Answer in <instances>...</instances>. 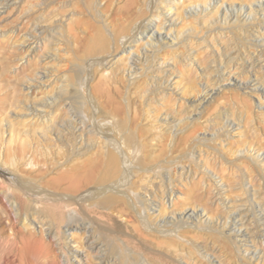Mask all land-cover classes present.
Listing matches in <instances>:
<instances>
[{
  "label": "rangeland",
  "instance_id": "obj_1",
  "mask_svg": "<svg viewBox=\"0 0 264 264\" xmlns=\"http://www.w3.org/2000/svg\"><path fill=\"white\" fill-rule=\"evenodd\" d=\"M127 1L128 0H18L10 7H7L3 12H0V167L4 168L6 174L12 172V174L14 173L21 180L31 181L30 184L38 189L55 193L74 194L77 195V197H79L80 193L83 191L104 184V182L101 181V175L105 171V168L101 165V167L98 166V163L101 164V158L105 160L106 157L104 153H101L102 147H99V141H93L95 144L90 145V142L89 145H87V139H82L79 134H74V132L66 133V137L63 138V140L55 134H53V136H44L41 132H38L39 126L41 125L39 120L31 118V111L26 109V104L27 102L31 104L30 102H32V99H37L40 97L39 95L43 93L47 92L48 94V92L53 91L63 77H68L71 82L69 81L70 90L67 93L69 97L67 100L71 101V103H73L72 106L76 109L74 113H71L68 109L63 110L62 112L67 113V118H73L74 121L82 118L86 120L88 127H97L102 119L99 111L125 106V97L128 94L126 91V78L122 77V79L124 78L123 82L121 80V82L117 84L120 86V93H117L116 89L113 87L114 85L108 82L109 79H107L111 77V68L107 63H103L101 60L102 57H100L110 55L114 52L118 53L121 49L120 47L119 50L116 51L117 46H115V41L111 40L112 35L110 30L107 29H112V25L116 24V27H118V22H120V19L123 20V17H125L124 14H126L128 10L132 13L134 12L132 18L135 16L137 18L136 21L142 18L144 22L142 19L141 22L147 26H153L155 30H157L156 26L159 24L160 19H165L163 16L158 18L152 14L153 11L156 10V7H154L153 4L152 8L148 0H135L136 2L131 5V9L127 8ZM156 1L157 5H163V9L161 8L162 10L169 9L164 3L162 4V0ZM222 1L225 5L235 3L240 6L243 4L247 6L246 10H248L250 9L249 4L255 3L256 0H219V4ZM204 3L205 0H179L177 2V7L170 9L174 17L178 15L177 13L181 12V17L179 21H177L176 27L172 28L173 34H176L179 30L184 31L185 29L186 31L192 24L194 25L199 22L201 25L195 24V26H201L198 27L200 30L199 32L201 34L208 32L207 34H211L214 38L213 40H216V42L211 43L210 40L212 37H209L211 35L205 34V36L209 37H205L206 41H208L207 43H209L208 49L204 45L205 42H201V44L196 43V57L201 61H199V63H201L204 69L210 66L212 59L218 57L216 53L218 47V50L222 51L223 48L225 50L227 46H229L228 51H232L238 44L244 43L248 47L247 59L251 58L253 52L258 53L260 58L264 56L261 55L264 54V45L259 43L264 42H262V40L256 41L252 39L251 33L254 31H248L247 37L241 34L240 30L233 29L229 31L225 28L222 17H220L223 14L224 7L218 5V2L216 5H218L219 8H215L216 12L213 10L210 15L200 17L199 19H196L197 15L187 17L191 13V10H195L197 4L203 6ZM255 7L258 8L257 5H255ZM149 9L152 11L149 12ZM217 13L220 14L219 17ZM185 16L186 18L182 19ZM205 18L207 20L211 18L215 23L211 22V26H209ZM253 21H255V18L246 23L256 28L258 22ZM40 22L45 24L47 28L60 29L62 39H60V43L57 44L58 46L53 47L52 45L46 44L44 34L37 35L38 37L36 36L35 38H38L37 40L39 41L34 43L35 50H33L31 54L29 53L30 49H28L30 46L28 47L25 45L24 38L30 36L29 34L32 33L31 31H33L36 26H39ZM186 22L189 23L185 24ZM206 23L208 26H206ZM242 23H244V21H242ZM202 28H204L203 30L205 32ZM99 30H103L105 37H107L105 39L103 36L106 41L105 45L99 41V39L102 38V36L100 37L101 32H99ZM164 30L165 32H163L166 33L167 30L165 28ZM194 30L195 32L198 31H196V29ZM237 31H240V34ZM170 35L172 36L171 33ZM144 37L148 38L146 35H144ZM260 37L264 40V34H261ZM103 38L101 40H103ZM18 40H20V42ZM243 40L246 41L243 42ZM150 41H155V39L150 38L146 45H143L144 42L142 40H138L132 48L123 51L125 48L123 47L122 51L116 55L118 57L124 56L128 62L132 63L134 57H138L137 48L139 45L137 44L142 43L139 52L141 56H144L146 50L150 51V49H148ZM175 41L178 42V38L175 39ZM168 49L172 50L173 48ZM181 50L183 51L181 52ZM183 52L184 48L181 46L176 51L179 56V63L176 67L177 69L175 70L176 73L174 76H176V79H181V86H184L186 91L184 92V96L180 88L174 89L177 90L175 91L176 93L174 92V96L178 101L174 107L169 105L170 107L167 108L165 107L166 105L164 106L160 101L154 102V105L151 104L152 106L148 104L149 107L147 105L144 106L142 101L133 97L134 95L132 92L129 94L132 95L133 100L130 110L131 115H133L136 110L140 111L143 109L142 111H144H141L142 119H140V123L138 122L137 124L138 129L141 131L143 130L142 132L145 134L142 138V148L138 155H140V157L153 156L154 158L152 157V161H156L155 163L150 161L149 164H160L159 167L156 166V169L157 167L158 169L156 172L150 169L149 172L144 171L142 178H138L139 176L134 172H129L127 182L125 181V185L123 186L124 190L126 189L127 196L124 197L125 199L122 200L120 204L117 203L114 205L117 206L116 209H114V206L113 208L111 207L114 209L112 210L110 207L105 208L91 205L90 201L96 198H90V201L85 200L86 198H82V200L80 198V202L83 203V210L86 211V214L88 212L89 216L96 222L101 224L104 223V225L108 224L107 228L108 226H112V229L109 228L115 232H113V235L107 236L106 239L110 241L112 239V242H115L116 245L123 246L122 248L127 251L128 259L131 263L264 264V256L262 259L250 261L252 252H250L249 255H245L247 247H250L251 251L257 247L258 250H261L259 253L264 254V222L261 221V216L256 213V205L254 203L256 201L252 199L254 195L253 190L255 188L258 192L256 193L258 194L257 198L264 204V165L262 167L264 161L258 162L257 166L255 165L256 162L253 156L246 154L250 149V153L256 155L260 152L264 157V96H262V105L258 99L259 96L264 95V89L259 91L251 90L252 92L245 93L243 90H229L225 88L226 90H223L211 100L206 107L201 108L203 112L201 110L200 119L193 120L191 124L189 121L192 119L190 120L189 116H196V110L200 111V109L195 110L193 106H189V100L195 97L197 90L201 91V96L204 95L205 84L208 82L213 84L215 81L213 78L216 76L214 75L212 78L211 75H213V72H211V70L201 71L202 68L200 70L197 66L194 68V70L196 69L195 72H193L194 70L191 71L190 68L188 70V68L183 65V63H185L184 59H182L184 55ZM128 53L131 54L130 58L127 57L129 56ZM45 54L52 55L45 58ZM198 54L200 55L199 57ZM246 58L243 60H246ZM171 61L169 62L172 64L173 61ZM236 68L237 70L235 69L234 71L237 72V74L240 73L239 68L241 67ZM258 68L259 67H257V71L256 68L254 71L260 73V69ZM46 71H51L48 78H42V80L46 81H44L46 84L44 83L43 86H38L42 82L40 80L41 78L38 76ZM243 71H245V67L241 73H243ZM241 78L246 80L249 77L244 74ZM174 84L173 87L175 86ZM29 85H31V90H29L27 94ZM98 88L103 91H99ZM129 95H127V97ZM29 97L30 101L27 100ZM19 99L21 102H17ZM165 111L171 115L174 114L177 118L183 119L180 128L185 129V133L191 131V139L189 144L187 143L188 146L184 144L183 146L181 145L182 148L179 147L178 139L184 132L174 137L173 130L166 125ZM178 111L181 112L179 113ZM225 111L229 112L233 118L241 120V126L233 130L230 137H226L224 134H222V136H219V134L212 135L209 132L210 128L212 129L211 132H217L223 129L225 123H223L224 120L221 118ZM71 114L74 115L71 116ZM26 119L27 121H25ZM184 121L188 124H185ZM167 122L170 123L169 120H167ZM186 129H188V131ZM192 131L194 132L192 133ZM12 134L14 137L11 136ZM99 136L97 135L98 138ZM204 136L205 140L207 137L211 138L209 140L207 139L208 141H204V143L201 141L199 142L198 140ZM11 138L14 140L12 141ZM167 141L169 143H167ZM184 146L186 147L184 148ZM77 147L78 150H82L81 153L77 152ZM193 148L195 150L202 148L203 154L197 153L196 155L194 154L188 157L182 155L186 152H193ZM231 148L233 151L235 149L237 153L233 155L230 151ZM117 150L119 153L121 152L126 160L125 151L123 149ZM159 157L160 159H158ZM157 160H162V163ZM163 160L166 165L163 164ZM12 161H14L13 163H15V165ZM103 163L102 161V164ZM248 168L249 172L252 171L253 177H250L247 170ZM261 172L263 174H261ZM144 173H147L145 174L147 176H145ZM141 174L142 173L139 175ZM185 174L187 176L189 175V179L181 182L179 179L182 176L184 177ZM168 175L174 179L173 184L176 190L175 192H177V194H175V199L172 201L166 194L168 193V186L165 177ZM182 179L184 178H181V180ZM98 181L102 183L100 184ZM187 181L190 183L189 185ZM198 181H201V183ZM131 185L134 186L131 187ZM9 187L7 183L2 184L0 180L1 264H47L46 262L48 261L46 260L44 249L47 246L49 249L53 250L54 254L56 253L55 256L58 262L63 255V248L69 251L68 247L77 246L79 251L82 252L84 250L83 253H81L83 258L73 257V262L75 264H89L91 253L84 248L85 246L81 239L83 236L82 232H70L69 239H66V231L62 226L56 228L55 233L57 238L53 239L49 237L48 234H46L48 226L46 223L51 219L52 204L45 202L39 195H29L27 197L25 196L26 198H21L20 195L10 193V198L12 200H7L5 195L10 190ZM161 187L165 190V193L159 191ZM5 189L7 190L6 194L1 192ZM220 192L223 200L229 201L234 210L229 209L230 205L227 207L228 204L221 203L218 199L221 198L219 197ZM148 194H151L153 198L146 199ZM130 196L132 197L130 201L133 202V205H130V202H126V198ZM144 200H153L154 203L158 204L157 209L154 210L151 206L149 207L150 210H147L148 208L145 209V206L149 205H146ZM249 204H253L254 209L252 212L255 214H248L253 220L245 222L243 228L249 229L252 240L248 242L239 241V245L236 246V244L231 243L234 239H231V241L229 239L227 240L222 233L227 229L226 222H230L228 218L231 212L240 215L239 211L241 212V210ZM74 205L72 206L74 210L72 216L74 221H76L84 216V213L82 212V207L80 208L77 204ZM76 205L78 207H76ZM251 205H249V207ZM194 208L196 210L199 209L204 215H209L214 218L216 224H219L215 227L217 229L214 228V230L211 231H204L192 227H185L175 236L163 234L160 231L158 232L157 229H154L156 232L152 231V229L145 227L141 221L143 220L142 218H144V214L146 216L150 215L154 221L157 222L158 220H162L163 217L169 218L168 215L173 211L181 212L183 210H193ZM145 210L147 211L144 212ZM213 225H215V223H213ZM239 226H241V224H239ZM109 228L107 230H109ZM198 245L204 246L207 252L199 250ZM71 256L73 255L71 254ZM209 256H211L212 261L207 258ZM60 263L61 261L58 264Z\"/></svg>",
  "mask_w": 264,
  "mask_h": 264
},
{
  "label": "bare ground",
  "instance_id": "obj_2",
  "mask_svg": "<svg viewBox=\"0 0 264 264\" xmlns=\"http://www.w3.org/2000/svg\"><path fill=\"white\" fill-rule=\"evenodd\" d=\"M17 1L18 0L0 1V12H3L7 7H10L11 5H13ZM148 1H149L152 8H153V6H152L153 4H154V7H156V10L153 9L155 11H153V13L152 12L151 13L158 18H161L162 16H163V18H165L162 20L160 19L159 24L156 26L157 30H155V28L151 25L147 26L146 24H144L143 23L144 21L142 18H139L138 19L139 21L138 20L136 21L137 18L135 16L132 18L134 12L132 13L130 10L127 11V13H126L127 15L124 14L125 17H123V20L120 19V22H118V27H116V25H117L116 24V25H112V29H109V28L107 29V30H110V33L112 35L111 40L115 41V44H116L115 46H117L116 47L117 50L116 49H114V50H116V51H118L120 47H121L120 51H122L123 47H125L123 49V51L128 50L129 48H132L133 45L135 43H137L138 40H142L144 42L143 45H146V43L150 40V38L155 39V41L149 42L148 49H150V51L146 50V53L144 54V56H141V54L139 52L140 51L139 48H140V46H142V43L137 44V45H139L137 48L138 57L137 58L134 57V59L132 60V63L128 62V60H126V58L124 56L118 57L116 54H118L120 51H118V53L114 52V53L107 55V56H100V57H102L101 58L102 62L107 63V65H109V67L111 68V69L109 68L111 70L110 71L111 77H108L107 79H109L108 82H110L112 85H114L113 87L116 89L117 93H120V91H119L120 86L117 84H119L121 82V80L123 82V79L126 78V81H127L126 91L128 92L127 95H129L130 92H132V94L134 95L133 97H136L137 99L142 101L144 106L145 105L148 106V104L150 106H152L151 104H153L154 102L160 101L164 106L166 105L165 107H167V108L170 107L169 105H171V107L172 106L174 107L178 102L176 100V97L174 96V92L177 90H174V89L180 88L181 93L184 96H185L184 92L186 91L185 87L181 86V82H180L181 79H176V76H174V74L176 73L175 70L177 69L176 67L179 63V56L177 55L176 51H177V49H179L180 46L184 48V52H183L184 55L182 57V59H184V61H185V63H183L184 67L188 68V70L190 68V70L193 71L194 68H196V66H197V68H199L200 70L202 68L201 71H210L211 70V72H213L212 73L213 75H211L212 78L214 75L216 76L215 78H213V79H215L213 84H211L210 82L205 84L204 95L201 96V91L197 90V94H195V97H193L189 100V106H193V108L195 110L200 109V111L196 110V116H194V115L189 116L190 120L192 119L191 121H189L190 123L193 122V120L200 119L199 116H201V110H202L201 108L206 107V105L209 104L211 102V100H213L223 90H226L225 88H228L229 90H231V89L243 90L245 93L252 92V91H259L261 89H264V81H263L264 80V56L260 58L258 56V53L253 52V54H251V58L247 59L246 56H247V51H248L247 48L248 47L244 43H241V44L237 43L238 45L237 44L236 45L238 48L235 47L234 49H232V51H228L229 46H227V48L225 50L223 48L222 51L218 50V48H219L218 47L217 52H216L218 57L212 59L210 66L204 69L203 66L201 65V63H199L200 60L196 57V53H197V52H195V49H197L196 43L201 44V42H205L204 45L208 49L209 43H207L208 41H206L205 37L206 38L212 37V39L211 40L209 39V40L211 43H214V42H216V40L215 41L213 40L214 39L213 36L211 34H207L208 32H206L205 34L211 35L209 37L205 36V34H201L199 32L200 30L198 29V27H201V26H195V24L199 25L200 24L199 22L195 23L194 25L190 24L192 28L190 27L186 31H185V29H184V31L179 30L176 32V34H173L172 28L176 27V23H177V21H179V18L181 17V12L177 13L178 15L174 17V14L170 11V9H172L173 7H177V2L179 0H162L163 1L162 4L164 3L166 7H169V9L167 8L168 10L167 9L162 10L163 5H157L156 0H148ZM134 2H136V1L135 0H128L127 4H126L127 8L131 9V5L134 4ZM212 2H214V3H212ZM217 2H218V5H222L224 7L223 8V10H224L223 14L220 17H222L223 21L222 20L221 21L224 23L225 28H227L229 31L230 30L232 31L233 29L234 30L235 29L240 30L241 34H244L247 37H248L247 34L249 33L248 31H254L253 33H251L252 39H254L256 41L262 40V42H264L262 37H260L261 34H264V23H263V21H264V1L263 0H256L255 3L249 4L250 9H248V10H246L247 6H245L243 4H241L240 6H238L235 3H229L228 5H225V3L223 1L219 4V0H216V1L205 0V3L203 4V6H200L199 4H197L195 6L196 11L191 10V13L187 17L197 15L196 19H199L200 17L210 15L213 12V10H214V12H216L215 8H217V7L219 8V6L216 5ZM255 5H257L258 8H256ZM150 11H152V10L149 9V12ZM228 11H229V13H228ZM219 15L220 14H218V17H219ZM183 16H184V14H183ZM184 18H186V16L183 17L182 19H184ZM254 18H255V21L258 22L256 28H255V26H252V25H249V23L248 24L246 23L247 21H250ZM141 19L143 22H141ZM219 20H220V18H219ZM242 21H244V23H242ZM255 21H253V22H255ZM211 22L215 23V21L211 20V18H210V20L209 19L207 20V23L209 26H211ZM187 23H189V22H186L185 24H187ZM207 23H206V26H208ZM220 24H221V22H220ZM212 26H213V24H212ZM193 27H195V28H193ZM164 28L167 30L166 33H164L165 32ZM194 29H196V31L197 30L198 31L195 32ZM203 29L204 28H202V30ZM256 31H258L261 34H259ZM31 32L32 33L29 34L30 36H27V38L26 37L24 38L25 39V41H24L25 45H27L28 47L30 46L32 48V49L30 47L28 48V49H30L29 53H31L33 50H35V46H34L35 44L34 43L36 41L37 42L39 41V40H37L38 38H35L37 35L39 36L41 34L42 35L44 34V39H46V44H48L50 46L52 45L53 47L58 46L57 44L60 43L59 41H60V39H62L60 29H58V28H47V27H45V24H43L42 22H40V25L36 26V28L33 29V31H31ZM99 32H101L100 37L101 36H102V38H103V36L105 37V35H104L105 33L103 30L102 31L99 30ZM170 33L172 34V36L170 35ZM144 35H146V37H148V38H145ZM153 35H156V36H153ZM102 38H100L99 41L105 45L106 41L104 40V38H103V40H101ZM106 38L107 37H105V39ZM177 38H178V42L175 41V39H177ZM18 41L20 42V40H18ZM245 41L243 40V42H245ZM43 42H45V41H43ZM246 43H248V42H246ZM259 43L264 45V43H261V42H259ZM194 44H195L196 48L194 47ZM216 45H218V44H216ZM214 46H215V44H214ZM199 47H201V46H199ZM230 47H233V46H230ZM168 48H173V49L171 50ZM182 51L183 50H181V52ZM51 55L52 54H48L45 56V58H48ZM261 55H264V54H261ZM199 56L200 55L198 54V57ZM127 57L130 58L131 54H129V56H127ZM245 58H246V60H243ZM171 60L173 61L172 64L169 62ZM236 67H238V68L241 67V68H239L240 73H238V74H237V72L234 71L235 69L237 70ZM244 67H245V71H243V73H241V71L244 69ZM257 67H259L258 69H260L259 70L260 73L256 72ZM255 68H256V71H254ZM195 70L193 72H195ZM50 74H51V71H48V72L46 71V72L42 73V75H39L38 77L41 78L40 80L42 82L38 86H43V84L46 81L42 80V78L46 79L50 76ZM244 74H246L249 78L246 80L242 79L241 76ZM122 77H124V78L122 79ZM67 78L63 77V79H61V82L58 84L56 89H54L51 92H48V94H47V92L43 93V94L41 93L42 95H39L40 97H38L37 99L31 100L32 101V102H30L31 104H29V102H27V104L25 103L26 109L31 111V115H32L31 118L32 119L36 118V120H39V123L41 125L39 126L38 132H41L44 136H47V135L53 136V134H55L60 139L63 140V138L66 137L65 136L66 133L74 132V134H76V133L79 134L82 139H84V138L87 139L86 140L87 145H89L90 142H91L90 145H93V144H95V143H93V141H97V142L99 141V145H100L99 147H102L101 153H104V156L106 157L105 160H103V158H101L102 161L104 162L103 164H102V161H101V164L98 163V166L101 165L102 167L105 168V171L101 175V181L104 182V184L102 186H97L95 188L83 191L80 193V196L77 197V195H74V194H66V193H61V192L55 193V192H51V191H45L42 189H38L37 187H33L34 185L30 184L31 181L28 182V181L21 180L14 173L12 174V172L6 174L4 168L0 167V180H1L2 184L7 183L10 186L9 187L10 190L8 192L6 190L7 188L5 190H2L1 192L4 194H6V192H7V194L5 195V197H7V200L11 199L10 193H12V194L20 195L21 198L22 197L26 198L29 195H31V196L39 195L45 202L51 203L52 204L51 205L52 206L51 207L52 208L51 209V219L49 222L46 223V224H48L46 234H48L49 237L55 239V238H57V235L55 233L56 228H60L62 226L64 227V229L66 231V234H65L66 239H69V233L70 232H72V233L73 232L74 233L75 232H82L83 236L81 239L83 240L82 243L85 246L84 248H86L87 251L91 253V256H90L91 258L89 259V264H90V262H91V264L92 263H94V264H136V262H132V263L130 262V260L128 259V255H127L128 253L124 248H122L123 246L121 247V245H116L115 242H112V239H111V241L106 239L107 236L113 235V232H115V231L111 230L112 226H108V228L110 227L111 229L109 228V230H107L108 224L104 225V223L103 224L98 223L89 216L88 212L86 214L85 213L86 211L83 210L84 209L82 207L83 203L80 202V198H81V200H82V198L83 199L86 198L85 200H87V201H90V198H96L95 200L90 201L91 205H96L98 207H105V208H107V207L113 208L114 205H116L117 203L120 204V202L125 199L124 197L127 196V192L125 191L126 189L124 190L123 186L125 185V181L127 182L129 172L136 173L139 176V177L137 176L138 178H142L143 172L144 171L149 172V169L152 170L153 172H156V170L158 169L160 164L159 165H157V163H156V165L149 164L150 161L153 160V158H154L153 156L140 157V155H138V154H140V150L142 148V138L145 136V134L142 132L143 130L141 131L140 129H138V126H137L138 122L140 123V119H142L141 118V116H142L141 111L143 109L140 111L136 110L135 113H133V115H131L130 110H131V104L133 101L132 95H129L128 97L126 95L124 107L118 106L116 108L103 109L102 111H99V114L101 113V116H102V119H101L99 125L97 127H88L86 120L80 118V120L74 121L73 118H69V117L67 118L66 112H62L63 110L68 109V111H71V113L72 112L74 113L75 109H76L74 106H72L73 103H71V101L67 100V99H69V97L67 96V93L70 90V82H71L70 79L68 78L69 79L68 80ZM38 80H39V78H38ZM173 84L175 85L174 87H173ZM28 88L29 89L27 90V94L29 93V90H31L30 89L31 85H29ZM99 91H103V90L99 89ZM25 94H26V92H25ZM47 95H49V96H47ZM23 96H24V94H23ZM262 96H264V95H261L258 98L261 105L263 103L262 102ZM20 97H21V95H20ZM20 97H18V98H20ZM177 99H178V97H177ZM182 99H184V98H182ZM27 100L30 101V97L27 98ZM18 101L21 102L20 99L17 100V102ZM14 102L16 103L15 99H14ZM83 102H84V100H83ZM80 104H82V103H80ZM167 108H166V110H167ZM153 109H152V111H153ZM142 112H144V111H142ZM178 112L180 113L181 111H178ZM202 112H203V110H202ZM165 113H166V116H165L166 125H167V127L169 126V128L171 130H173L174 137L177 136L178 134H180L181 132H184L185 129L180 128V125L182 124L183 119L177 118L174 114L171 115L166 111H165ZM73 115L74 114H71V116H73ZM221 119H223L224 120L223 123H225L223 125L224 126L223 129L222 130L220 129L217 132L216 131L211 132L212 129L210 128L209 132L212 135L219 134V136H222V134H224V135H226V137H230L231 132L241 126V120H237V119L233 118V116L227 111L223 112V116ZM167 120H169L170 123H168ZM25 121H27V119ZM186 123L187 122H185V124ZM186 130L188 131V129H186ZM193 132L194 131H192V133ZM97 135L98 136L100 135L99 138L101 140L97 137ZM11 136H13V134ZM210 138L207 137L208 140ZM220 138H222V137H220ZM190 139H191V131L187 132V133L184 132L180 136V138L178 139L179 147L182 148V146L184 144L186 146H188L187 143L189 144ZM13 140L14 139H12V141ZM206 140H205V136H204V137H201L198 141L199 142L201 141L202 143H204V141H206ZM167 143H169V142L167 141ZM186 146H184V148ZM117 149H123L125 151L126 160L124 159L121 152L119 153V151ZM175 150H178V149H175ZM100 151H101V149H100ZM230 151H231V153H233V155L237 153V152H235V149L233 151L232 148L230 149ZM250 151L251 150L249 149L247 151L248 153L246 152V154L253 156V158L255 159V160L254 159L253 160L256 162L255 165H257L258 162L264 161L263 154L258 152V154L255 155L253 153H250ZM77 152L81 153L82 150H78V147H77ZM165 152H167V151H165ZM197 153H201V155H202L203 154L202 148L201 149L198 148V150H195L193 148V152H190V153L186 152L182 155L188 157L190 155L191 156H193L194 154L196 155ZM162 155H160V156H162ZM154 156H157V155H154ZM158 159H160V157ZM181 159H182V157H181ZM98 160H99V157H98ZM155 161H152V162L155 163ZM157 161H159V160H157ZM161 161L162 160H160L159 162H161ZM13 162L14 161H12V163ZM168 163H169V161H168ZM13 164L15 165V163H13ZM163 164L166 165L165 161L163 162ZM171 164H172V162H171ZM252 164H254V163H252ZM259 164H261V163H259ZM263 165L264 164H262V167H263ZM156 166H158L157 169H156ZM96 169H97V166H96ZM247 170H248L250 177L251 176L253 177L252 171L249 172V168ZM263 171H264V169H263ZM140 173H142V174L139 175ZM145 174H147V173H144V175ZM261 174H263V173L261 172ZM169 175L165 177V181L167 182V186H168V193H166V194L169 196V199L172 201L175 199V194H177V192H175L176 190H175V187L173 184L174 179ZM145 176H147V175H145ZM181 178H184V179L181 180ZM181 178L179 179L181 182L184 180L186 181L187 179H189V175L187 176L185 174L184 177L182 176ZM24 179H26V178H24ZM135 181H137V180H135ZM198 182L201 183V181H198ZM187 183H188V181H187ZM189 184L190 183H188V185ZM220 184H221V182H220ZM134 185H131V187H133ZM12 188H13V190H12ZM127 189H129V188H127ZM159 191L165 193V190L162 187L159 189ZM253 191H254V195H253L252 199L254 201H256V202H254L256 205V209H255L256 213H258L261 216V219H262L261 221L264 222V204L257 198V195H258V194H256V193H258L257 190L254 188ZM151 197L153 198V196H151V194H148V197H146V199H151ZM219 197H221V192L219 194ZM130 198H132V197L131 196L127 197L126 198L127 201L126 200L125 201L130 202L129 204L133 205L132 204L133 202L130 201ZM218 199L221 201V203H224L226 205L228 204L227 207L230 205L229 209L234 210L233 206L231 205V203L229 201L227 202L226 200H223L222 197L218 198ZM14 201H16V200H14ZM144 201H145L146 205L147 204L149 205V206H145V209L148 208L147 210H150V208H149L150 206L154 210L157 209L158 204L154 203L153 200H144ZM165 202H166V200H165ZM74 204H77L78 206H80V208L82 207L81 209H82V212L84 213V216H82L81 218H79L76 221H74V218L72 216V214L74 212L72 206ZM77 205H76V207H78ZM249 205H251V204H249ZM249 205L247 207L243 208L241 210V212L239 211L240 215L239 214L237 215V214L231 212V214L229 215L230 217L228 218V220L230 222H228V223L226 222L227 229L225 230V232L222 233L223 236L227 240L229 239L231 241V239L232 240L234 239L235 241L233 240V241H231V243L236 244V246L239 245V243H240L239 241L248 242L249 240H252L251 239V232L249 231V229L243 228V225L245 224V222H247L248 220L249 221L253 220L252 217H250L248 215V214L254 213V212H252V210L254 209L253 204L250 207H249ZM116 207L117 206H114V209H116ZM114 209H112V210H114ZM136 210H138V209H136ZM147 210H145L144 212H146ZM141 211H143V210H141ZM147 213H149V212H147ZM168 216H169V218L163 217L162 220H160V221L158 220L157 222H155L154 219L150 215L146 216L144 214V218L141 217L143 219L141 221L143 222L145 227L152 229V231H155L154 229H157L158 232L160 231L163 234L175 235V236L178 235V233L181 231V229H183L185 227H190V228L192 227V228H196L199 230L211 231V230H214V228L219 225V224H216L214 218H212L209 215H207V216L204 215L203 213L200 212L199 209L196 210L195 208L193 210H186V211L183 210L181 212L173 211ZM263 222H261V223H263ZM213 223H215V225H213ZM239 224H241V226H239ZM103 225L106 227H104ZM262 226H263V224H262ZM147 228H146V230H147ZM215 229H217V228H215ZM226 233H229V234H226ZM75 235H77V234H75ZM48 236H46V237H48ZM71 238H73V237H71ZM44 249H45L46 258H47L46 260L48 261V262H46L47 264H58L60 261H61L60 264H75L73 262L72 258L73 257L74 258L80 257V259H82L83 257L81 256L82 255L81 253H83V251H84L83 249H82L83 250L82 252L79 251L77 246L76 247H71V246L68 247L69 251L72 253H70L67 249L63 248L64 251L61 250L63 252V255L61 256V260L58 262L57 257L55 256L56 253L54 254L53 250L49 249L48 246L45 247ZM198 249L201 251L207 252V249L202 245H198ZM260 251L261 250H258L257 247L255 249H252V251H251L250 247H247L245 255H249L250 252H252V255L250 256V258H251L250 261H253V260L255 261L257 259L259 260V259H262V257L264 256V254L259 253ZM71 254L73 256H71ZM209 257H207V258L209 260H211V256H209Z\"/></svg>",
  "mask_w": 264,
  "mask_h": 264
}]
</instances>
